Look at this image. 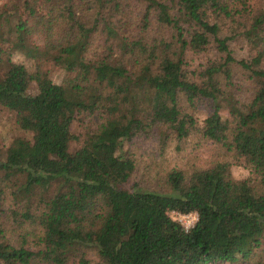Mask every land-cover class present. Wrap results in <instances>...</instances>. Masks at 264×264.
<instances>
[{"label": "trees", "instance_id": "16d2710c", "mask_svg": "<svg viewBox=\"0 0 264 264\" xmlns=\"http://www.w3.org/2000/svg\"><path fill=\"white\" fill-rule=\"evenodd\" d=\"M140 1L143 25L152 13L169 39L125 38L112 16L120 0H34L24 18L0 12V44L12 45H0V108L31 135L13 139L0 160V264H264V0ZM227 29L252 48L248 59L231 55ZM97 34L103 50L93 56ZM211 43L222 56L194 82L184 54ZM15 52L34 69L13 61ZM43 61L65 70L62 83ZM232 64L253 81L248 100L232 91ZM180 98L188 108L210 103L200 125ZM94 112L103 120L79 140L72 121ZM145 129L161 142L197 132L223 155L205 168H172L156 188L130 183L135 161L122 144ZM72 140L79 146L69 151ZM238 163L248 177H230ZM170 211L196 220L184 229Z\"/></svg>", "mask_w": 264, "mask_h": 264}, {"label": "rangeland", "instance_id": "374dc122", "mask_svg": "<svg viewBox=\"0 0 264 264\" xmlns=\"http://www.w3.org/2000/svg\"><path fill=\"white\" fill-rule=\"evenodd\" d=\"M3 0H0V12L5 15L2 17L6 20L7 16L16 14L21 18L27 16V10L30 6L34 7L37 2L34 0H25L24 4L9 9L8 6L3 5ZM121 5L119 8L113 10V20L119 26L120 33L127 39H138L143 37V41L151 42L153 39H169V30L156 24L153 21L152 13L149 16L148 25L144 26L141 19V14L144 11V3L140 0H120ZM235 2V0H230ZM246 5L261 6L263 0H244ZM10 18V17H9ZM8 18V19H9ZM224 30V29H223ZM228 37L227 43L231 55L234 59H248L253 54L252 48L247 44L242 37H233L231 30L224 31ZM35 42H39L36 38ZM3 49H10V43L1 42ZM103 48L100 36L94 35L90 43L88 53L93 56L101 54ZM221 54L217 52L213 44H209L205 50L200 52L186 51L184 54L185 68L189 72L190 80L199 82L201 71L209 64L210 61L219 60ZM11 59L17 63L23 64L29 71L34 69V62L25 58L20 53H13ZM40 69L46 73L48 78L56 83H62L67 76L65 70L50 61H43L40 64ZM232 91L239 100H248L252 94L253 81L242 68L236 64H232ZM35 86L30 84L28 92L33 93ZM179 103L183 110L188 111L200 125L201 120L210 113V103L205 100H198L193 108L186 107L183 99H179ZM226 111H221V115H225ZM99 112L94 113H81L72 121L70 125V132L79 137H83L85 132L94 129L103 119ZM29 132L24 131L18 127L14 120V113L6 108H0V160L5 155V150L10 142L15 138L30 139ZM79 146V141L72 140L69 144V151H74ZM123 149L128 150L130 155L135 161V169L130 178L131 182H139L140 185L145 187H159L164 180V174L172 168L188 171L191 169H201L212 164V162L220 158L223 153L222 150L210 140L204 139L197 132L189 134L187 137L176 140L170 136L165 142H161L157 138V134L153 130L145 129L139 131L130 140L123 141ZM229 174L233 179H243L248 177V170L241 164H232L229 166ZM169 216L175 218L171 212ZM187 222V221H186ZM185 224V223H184ZM25 228L28 232L38 234L39 225L25 223ZM12 240V239H11ZM13 241V240H12ZM18 241V240H17ZM25 247L33 249L35 247L32 236L26 239ZM264 258V251L261 253ZM88 257L94 262L96 261L93 252H89ZM215 264H238L230 263L228 261L216 262ZM241 264H246L241 262Z\"/></svg>", "mask_w": 264, "mask_h": 264}, {"label": "built area", "instance_id": "2783aa9c", "mask_svg": "<svg viewBox=\"0 0 264 264\" xmlns=\"http://www.w3.org/2000/svg\"><path fill=\"white\" fill-rule=\"evenodd\" d=\"M170 212L173 215H175V218L178 219V221L182 220L180 222V224L184 227V229H188L193 224V222L196 220V214L194 212H190V213H186V214H180V213H177L174 211H170Z\"/></svg>", "mask_w": 264, "mask_h": 264}]
</instances>
